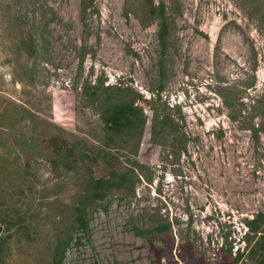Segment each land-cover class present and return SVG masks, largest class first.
Segmentation results:
<instances>
[{"label":"rangeland","instance_id":"rangeland-1","mask_svg":"<svg viewBox=\"0 0 264 264\" xmlns=\"http://www.w3.org/2000/svg\"><path fill=\"white\" fill-rule=\"evenodd\" d=\"M93 1L83 17L82 0H0V238L11 250L7 264H49L89 171L106 178L135 159L110 150L118 158L112 165L93 160L103 149V124L84 89L102 82L143 96L148 122L137 160L152 181L94 208L88 234L75 236L63 264H231L238 249L239 264H254L243 238L245 221L264 212V131L256 140L245 128L264 127V0H154L166 3L174 23L164 73L159 26L145 2ZM159 92L163 101L155 105ZM232 94L242 113L237 121L223 102ZM152 105L175 107L171 115L187 143L180 157L170 153L169 139L152 143ZM56 136L78 143L92 161L54 166L48 140ZM6 219L18 227L7 229ZM156 220L172 224L168 233H146Z\"/></svg>","mask_w":264,"mask_h":264},{"label":"trees","instance_id":"trees-1","mask_svg":"<svg viewBox=\"0 0 264 264\" xmlns=\"http://www.w3.org/2000/svg\"><path fill=\"white\" fill-rule=\"evenodd\" d=\"M149 9V15L153 21L157 22L159 26L158 39L160 43V58L158 66L161 73H164V58L169 53L171 48L172 29L174 23L168 13V7L164 1L155 3L154 0H143ZM93 0H82L81 11L83 17L87 15V11L93 6ZM264 25V17H262ZM32 42H23L27 48H33L36 40L31 39ZM31 54L32 52L28 50ZM84 54L80 60L83 64L85 59ZM251 83L250 86H254ZM163 87L160 88V91ZM84 92L89 96L90 101L96 108L97 115L99 116L103 128L102 139L100 143L103 149L99 150L93 160L103 159L107 165H112V160L118 158L111 154L110 150L117 152L127 151L134 156V160L128 159L126 167L121 170H111L106 178H95L90 175L83 183L82 191L78 201L73 207L72 222L66 227V230L60 233L57 237L56 243L53 247V255L49 264H63L66 252L69 247L76 240L75 236L88 234L89 222L93 209L98 207L101 202L106 201L113 196L115 192H122L124 196H130L134 193L135 187L142 181L151 182L152 174L149 173V167L140 163L137 160L140 144L143 138L144 130L148 122L143 106L140 104L143 96L133 88L120 89L117 86L105 87L104 82L95 84L94 86L87 85ZM117 92L116 98L112 97L110 93ZM161 92L156 95L154 100L155 105L162 104ZM224 105L229 110V117L232 121H237L242 114L240 111V103L234 98L223 96ZM144 103L151 104L149 100H144ZM175 107L170 109L168 105L161 106L160 110L152 105L150 109L154 112L153 127H152V143L155 146L164 144L168 139L171 141L170 153L174 157H180L181 154L187 152V143L182 141L185 138L184 134L178 129L175 123V118L171 113ZM254 108H256L254 106ZM254 113L253 117H256ZM247 129L254 139L259 140V135L264 131V127L257 128L255 125L248 126ZM181 137V138H180ZM180 138V139H179ZM50 149H52L55 159L54 166H57L58 160L62 162L65 169H72V165L81 161L82 163L91 162L92 158L87 151L78 146V143L68 140L62 136L51 137L48 140ZM171 155V156H172ZM62 160V161H60ZM7 229L18 227V221L12 223L6 219L4 221ZM172 224L163 222H153L150 229L146 230L149 234L162 235L168 233ZM245 226L248 232L243 238L247 248L250 249V255L254 258V264H264V212H259L252 220H246ZM29 234L28 231H25ZM145 235V234H138ZM81 239V238H79ZM227 240V239H226ZM224 241V240H223ZM225 242V241H224ZM232 257L233 246L230 244L229 249L226 251ZM11 255V250L7 240L0 238V264H7ZM244 254L241 250L235 253V257L231 264H239ZM224 264V263H220Z\"/></svg>","mask_w":264,"mask_h":264}]
</instances>
